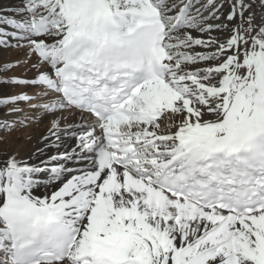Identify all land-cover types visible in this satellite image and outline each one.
I'll return each mask as SVG.
<instances>
[{
	"label": "snow or ice",
	"instance_id": "6c2138e0",
	"mask_svg": "<svg viewBox=\"0 0 264 264\" xmlns=\"http://www.w3.org/2000/svg\"><path fill=\"white\" fill-rule=\"evenodd\" d=\"M25 45L6 82L37 91L0 105L79 123L0 161V264H264V0H24L0 46Z\"/></svg>",
	"mask_w": 264,
	"mask_h": 264
},
{
	"label": "bare ground",
	"instance_id": "6f19581e",
	"mask_svg": "<svg viewBox=\"0 0 264 264\" xmlns=\"http://www.w3.org/2000/svg\"><path fill=\"white\" fill-rule=\"evenodd\" d=\"M220 2L224 3V0H220ZM23 4L24 0H0V16L16 17ZM227 11L228 5L225 3L224 12L227 13ZM196 35L201 36L200 33H196ZM212 35L223 41L228 33L222 29L214 31ZM202 38L206 39L207 34ZM15 43L12 41V44ZM33 62L29 58L26 45L0 48V73L3 72L4 65L13 66L8 70L7 75H0V98L11 97L21 92L32 95L37 91L23 85L6 82L14 78L30 79L34 75V69L31 68ZM37 103V100H32L28 104L21 103L19 105L21 111L11 114L9 109L12 105H0V122L8 121L13 124L11 130L0 129V161L15 153L19 159L26 160L29 164L40 165L42 161L49 160L51 156L71 152L76 147L75 139L63 130L68 124H78L79 114L74 111L46 113L40 108L32 107ZM53 120L60 121L62 130L60 140L56 141L55 137H51L46 141L45 137H49V129ZM52 141H55V145ZM66 166L73 170L72 174H77L75 170L86 167L87 162H69ZM52 190L54 189L50 186L45 188L41 185L36 189V192L44 194Z\"/></svg>",
	"mask_w": 264,
	"mask_h": 264
},
{
	"label": "rangeland",
	"instance_id": "374dc122",
	"mask_svg": "<svg viewBox=\"0 0 264 264\" xmlns=\"http://www.w3.org/2000/svg\"><path fill=\"white\" fill-rule=\"evenodd\" d=\"M30 102H32V101H30ZM30 102H28V103H30ZM28 103H27V104H28ZM25 105H26V104H25ZM4 132H5V131H4Z\"/></svg>",
	"mask_w": 264,
	"mask_h": 264
}]
</instances>
